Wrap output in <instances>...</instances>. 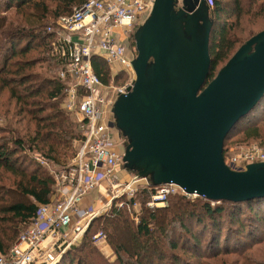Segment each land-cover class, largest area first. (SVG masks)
Wrapping results in <instances>:
<instances>
[{
  "label": "trees",
  "instance_id": "obj_1",
  "mask_svg": "<svg viewBox=\"0 0 264 264\" xmlns=\"http://www.w3.org/2000/svg\"><path fill=\"white\" fill-rule=\"evenodd\" d=\"M83 1L4 0L0 8V94L5 91L8 101L14 100L12 117H18L14 124L21 126L19 119L25 120L23 127L17 126L21 128L19 131H11L6 139L0 137L1 254L7 252L28 225L36 205L53 199V178L30 152L49 164L63 166L66 156L73 153L72 141L81 137L78 124L70 120L60 106L64 83L58 79L57 72L62 67L63 57L59 43L52 32L46 31L48 25L45 23L69 14ZM10 10L9 15L15 17L13 20L7 17ZM211 16L210 64L205 82L239 45L264 28L254 32L242 26V22L253 24L257 17L264 18V0H212ZM30 52L35 56H28ZM91 67L102 82H107L108 72L101 60L93 57ZM234 125L224 140L236 125H243L239 129L240 141L264 142V95ZM3 130L0 126V133ZM149 194L148 190L140 189L132 199L124 201L125 205L139 204V197H142L143 205L136 223L121 218L123 214L116 209L109 215L96 216L77 244L70 246L56 264H192L174 251L177 247L209 259L231 252L242 264H255L243 251L262 237L264 196L239 202L221 200L215 206L208 200H201L197 208H188V199L179 194L168 196L164 206L147 207L145 202ZM114 216L120 217L115 222H126L127 236L123 238L131 243L130 251L112 240L114 231L110 218ZM245 217L249 224L245 223ZM98 229L110 244L112 260L101 256L91 240L93 230ZM148 245L153 246L156 254L152 252L145 258L143 253Z\"/></svg>",
  "mask_w": 264,
  "mask_h": 264
},
{
  "label": "water",
  "instance_id": "obj_2",
  "mask_svg": "<svg viewBox=\"0 0 264 264\" xmlns=\"http://www.w3.org/2000/svg\"><path fill=\"white\" fill-rule=\"evenodd\" d=\"M153 0L133 32L134 79L112 105L125 138L124 168L152 185L173 183L219 202L264 196V161L232 170L223 162L230 128L264 95V28L205 82L212 26L203 0Z\"/></svg>",
  "mask_w": 264,
  "mask_h": 264
},
{
  "label": "built area",
  "instance_id": "obj_3",
  "mask_svg": "<svg viewBox=\"0 0 264 264\" xmlns=\"http://www.w3.org/2000/svg\"><path fill=\"white\" fill-rule=\"evenodd\" d=\"M203 2L211 14L212 0ZM152 4L153 0H84L46 27L55 35L63 57L57 72L64 83L60 105L75 117L81 137L75 140L69 166L49 169L47 161L33 155L40 165L48 166L54 181L53 199L36 205L28 225L7 252L0 253V264H56L80 239L91 220L111 203L121 205L122 199H132L140 189L150 192L147 207L164 204L168 196L175 194L191 202L206 200L173 183L152 185L147 177L135 172L122 180L119 173L125 170L121 169L123 152L118 143L125 138L114 126L111 109L116 98L125 95L132 85L131 63L136 55L134 46L130 51L125 48L121 35L137 27ZM176 6L181 7L179 0ZM93 57L109 66L111 73H126L125 83L116 86L112 79L102 82L92 71ZM223 161L232 170H242L248 163L264 161V152L250 150ZM103 237L100 230L91 236L93 241Z\"/></svg>",
  "mask_w": 264,
  "mask_h": 264
},
{
  "label": "rangeland",
  "instance_id": "obj_4",
  "mask_svg": "<svg viewBox=\"0 0 264 264\" xmlns=\"http://www.w3.org/2000/svg\"><path fill=\"white\" fill-rule=\"evenodd\" d=\"M193 1V0H192ZM4 2V0H0V8L2 7V3ZM179 4H180V0H179ZM12 10V9H11ZM8 11V16L9 18H11V20H13L15 17L12 15H9L10 13H12V11ZM147 17V15L143 16L144 20ZM143 21L139 22L138 24L140 25ZM228 22H230L228 20ZM45 24L47 25H52L54 24L53 21H47ZM137 24V25H138ZM242 26H244L246 29H253L255 30L254 32H256L257 30H259L260 28H262L264 26V18H256L255 22L253 24H250L248 22H242ZM136 28V26L132 27L131 30L127 31L125 34H122L121 37L123 38L124 41V45L125 48L130 51L132 46H133V32L134 29ZM47 31V30H46ZM240 35V37L244 36V33H238ZM55 36V35H54ZM56 41V38H55ZM57 42V41H56ZM133 51V49H132ZM28 56H35V54L33 52H30V54ZM107 72H108V80L112 79V83L114 85H120V84H124L125 81L128 78V75L122 71H114L115 73H111L112 70L109 66L105 65ZM220 67V65L217 66V69ZM116 70V69H114ZM7 93L5 91H3L0 94V126L4 127L3 132L0 133V137L3 138H7L10 137L11 131H13V133L16 130H20L21 128L17 127L20 126L19 124H14L15 119H18V117H12V112H14V107H15V103L14 100H9L7 99ZM61 106V105H60ZM67 115L69 117L70 120L75 122V117L67 112ZM255 117V116H254ZM20 121H18L19 123H22L20 127H23L22 125H24L25 120L24 118L19 119ZM236 124V123H235ZM235 126V125H234ZM244 126L242 125H236V127L234 128V130H232V132L229 134L228 138L224 140L223 142V146H222V152H224V156L223 159L225 158H229V157H233V156H237L241 153H244L246 151H252V150H259L260 152H264V142H258V141H240L241 138V133H239V129H242ZM19 135H22V131L19 132ZM17 134V133H16ZM125 139H123L121 142L118 143V148L120 151L123 152L124 146H125ZM72 147H73V153L69 156H66V161L64 163V165H53L52 163H48L49 164V169H59L61 167H65V166H69V164L71 163V160L73 158L74 155V151H75V141H72ZM258 153V152H255ZM31 156L33 157L34 154L36 153H32V151L30 152ZM44 168L47 169V167L43 166ZM124 169L125 171L121 170L119 173L123 176L122 180L127 179L131 176V174H133L132 171H129L123 167H121V169ZM48 170V169H47ZM92 197H95V192H92ZM141 198L139 197V204L137 202H135V205H133L132 203L129 205H125L124 204V199H122V204L118 205V203H111V205L105 210L103 211L101 214H105L109 215L111 210H119V212H121L123 215L121 218H127L128 220H131L133 223H136L138 220V215H139V211L142 208V202H141ZM189 203H186V206L188 208H197V205L199 204V202L201 200H193L194 203H192L189 199H188ZM166 204V201L164 202V204L158 205L157 207H161L164 206ZM220 204V202H214V206ZM243 205V204H242ZM212 206V205H211ZM100 214V215H101ZM120 217L114 216L111 219V223H113L112 225V229L114 231V236L113 239L114 242L122 249L130 251L131 249V243L126 239L123 238L124 235L127 236V231L125 230L124 225L126 224H120L118 222H115L119 219ZM117 219V220H116ZM245 223L249 224L247 218L245 217ZM92 221V220H91ZM249 226V225H248ZM124 227L123 230H117L122 229ZM249 228V227H247ZM87 229V228H86ZM100 230V229H98ZM98 230H93L98 231ZM93 232V233H94ZM262 237H260V240H258V243H253L250 244L249 249L245 248L244 249V254L248 255L251 259V261L255 264H264V231H262ZM92 233V234H93ZM83 235V234H82ZM92 236V235H91ZM82 237V236H81ZM80 237V238H81ZM166 241H169V238H167V236L164 237ZM92 240V238H91ZM206 241V237L205 239L203 238V240H201L202 244H204ZM78 242V241H77ZM77 242L75 244H77ZM93 244L95 245V247L98 249L99 253L101 256L112 260L114 258V255L111 251V247L109 242L107 241V239L105 238V235L103 237V239L98 240V241H93ZM153 246L148 245V248L146 250V252L143 253L144 257H148L150 256V254L155 253L156 254V250H153ZM174 251L181 256V258H186L189 261H191L192 264H242L241 260L238 256H236L235 254L231 253V252H226V253H222L219 254L216 259H209L207 257H200L198 254L195 255H191L190 251L185 249V248H175ZM244 255V257L247 259V256ZM60 260V259H59ZM89 260V259H88ZM90 261V260H89ZM142 263H145L142 261Z\"/></svg>",
  "mask_w": 264,
  "mask_h": 264
},
{
  "label": "bare ground",
  "instance_id": "obj_5",
  "mask_svg": "<svg viewBox=\"0 0 264 264\" xmlns=\"http://www.w3.org/2000/svg\"><path fill=\"white\" fill-rule=\"evenodd\" d=\"M135 47V45H133ZM136 50V49H135ZM224 162V161H223ZM225 164V163H224ZM227 166V165H226ZM129 171V170H128Z\"/></svg>",
  "mask_w": 264,
  "mask_h": 264
},
{
  "label": "flooded vegetation",
  "instance_id": "obj_6",
  "mask_svg": "<svg viewBox=\"0 0 264 264\" xmlns=\"http://www.w3.org/2000/svg\"><path fill=\"white\" fill-rule=\"evenodd\" d=\"M181 1V0H180Z\"/></svg>",
  "mask_w": 264,
  "mask_h": 264
}]
</instances>
